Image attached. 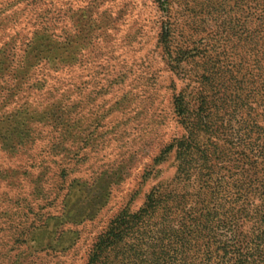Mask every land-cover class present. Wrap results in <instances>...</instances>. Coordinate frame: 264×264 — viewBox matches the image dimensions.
<instances>
[{
	"label": "rangeland",
	"instance_id": "374dc122",
	"mask_svg": "<svg viewBox=\"0 0 264 264\" xmlns=\"http://www.w3.org/2000/svg\"><path fill=\"white\" fill-rule=\"evenodd\" d=\"M238 255L264 264V0H0V264Z\"/></svg>",
	"mask_w": 264,
	"mask_h": 264
},
{
	"label": "trees",
	"instance_id": "16d2710c",
	"mask_svg": "<svg viewBox=\"0 0 264 264\" xmlns=\"http://www.w3.org/2000/svg\"><path fill=\"white\" fill-rule=\"evenodd\" d=\"M120 221V220H119ZM119 221H115L112 225H111V228L109 229V232L105 235V239L106 240H109L114 234H115V232H116V230L118 229V224H120V222ZM103 242H101V244H102ZM228 249V247L227 246H225V247H223V249H221V255H220V257H223V259L225 260L226 259V257H227V255L230 253V251L229 250H227ZM218 252H220V249H219V251ZM244 255H238L237 257H236V264H247V259H246V256L245 257H243ZM248 258V257H247ZM226 261V260H225Z\"/></svg>",
	"mask_w": 264,
	"mask_h": 264
}]
</instances>
